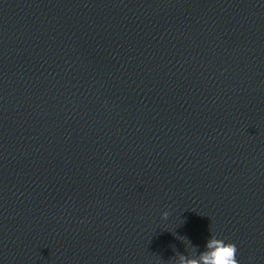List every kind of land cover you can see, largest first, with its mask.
I'll return each mask as SVG.
<instances>
[{"label":"clouds","instance_id":"obj_1","mask_svg":"<svg viewBox=\"0 0 264 264\" xmlns=\"http://www.w3.org/2000/svg\"><path fill=\"white\" fill-rule=\"evenodd\" d=\"M168 216V212L162 213L164 219ZM177 239L184 244L187 242L190 250L187 253L175 252L174 264H239L236 245L217 238L215 234L210 235L202 251L192 245L186 237L177 236ZM173 249L175 251V246Z\"/></svg>","mask_w":264,"mask_h":264}]
</instances>
